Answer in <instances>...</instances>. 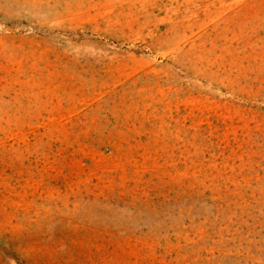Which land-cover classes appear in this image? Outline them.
I'll use <instances>...</instances> for the list:
<instances>
[{
  "label": "rangeland",
  "instance_id": "1",
  "mask_svg": "<svg viewBox=\"0 0 264 264\" xmlns=\"http://www.w3.org/2000/svg\"><path fill=\"white\" fill-rule=\"evenodd\" d=\"M0 264H264V0H0Z\"/></svg>",
  "mask_w": 264,
  "mask_h": 264
}]
</instances>
